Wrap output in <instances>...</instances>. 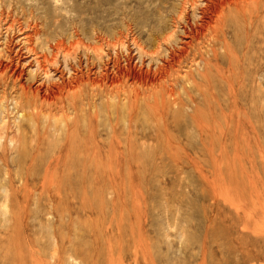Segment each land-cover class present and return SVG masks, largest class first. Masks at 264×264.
<instances>
[{
  "label": "rangeland",
  "instance_id": "rangeland-1",
  "mask_svg": "<svg viewBox=\"0 0 264 264\" xmlns=\"http://www.w3.org/2000/svg\"><path fill=\"white\" fill-rule=\"evenodd\" d=\"M259 2L263 3L256 28L248 29L249 34L240 22H235L238 28L226 29L230 47L245 59L236 70L235 78H241L236 96L227 95V84L217 77H211L214 84L205 88L198 75L207 70L205 62L216 61L226 69L231 59L220 41L198 37L183 53L188 59H180L177 76L170 79L176 80L172 88L181 107L168 109L164 120H155L143 103L128 119L123 106L115 109L109 98L100 101L96 96V102L92 100L96 108L84 106L74 113L66 105L63 117L49 116L56 126L49 125L52 120L41 112L31 122L27 112L19 116L14 109L17 88L12 79L0 77V264H264V0ZM179 3L182 0H0V62L9 64L18 53L30 55L21 34L41 26L39 38L31 40L39 56L46 53L44 45L54 38L67 43L75 30L77 35L70 39L91 46L97 41L102 51L101 58H95L78 47L70 67L79 59L83 69L87 59L100 71L115 57L123 65L127 49L137 65L130 38L151 51L155 41L172 32L180 43L181 25L188 19L192 27L199 24L200 3L192 9L187 3L180 8ZM182 8L186 14L180 21ZM117 35H124L125 48L115 45ZM163 44L157 49L160 54L154 55L159 62L166 60L172 43ZM33 64L23 71L27 73L20 82L25 85L34 86L41 79L33 80L37 75ZM204 92H213V97L207 100ZM92 113L102 149L110 124L121 142L127 124L133 127L129 148L134 155L117 158L109 170L95 173L92 167L104 166V158L84 161L86 151L79 142L70 143V135L76 141L83 138ZM72 120L78 122L76 127H65ZM198 124L208 127L207 134L201 133L205 138ZM219 129L227 139L217 138ZM121 146L123 150L125 143Z\"/></svg>",
  "mask_w": 264,
  "mask_h": 264
},
{
  "label": "bare ground",
  "instance_id": "bare-ground-1",
  "mask_svg": "<svg viewBox=\"0 0 264 264\" xmlns=\"http://www.w3.org/2000/svg\"><path fill=\"white\" fill-rule=\"evenodd\" d=\"M259 1L260 0H182V3H179L180 8L185 3L189 4L191 6L190 7L191 9H192V7L196 8V5L198 3H200L199 5L201 6V8H200V11L198 10L199 11L198 17L200 19H199V24L196 27H192L190 25V23H189L190 19H188L189 22L185 21V24L181 25L183 37H181L182 40L180 39V43L177 42V40L173 38L174 33L172 32V33L168 34L166 37H164V38L162 37L160 41H155L154 43H156V47L153 50L151 49V51H147L144 49V47L140 43H138L136 41V39L134 37H132L129 39L128 44H131V46H133V48L135 49V51L138 54V57H137V58H139V62H138L139 64H137L138 66L136 64L132 63V57L128 53L129 49H127V52L125 51L127 56L124 58V64L123 65L119 64L118 58L115 57V59L113 61H111L110 64H106L102 68L99 67L101 72L98 70V67L95 68L92 66L93 62L89 63L87 59H85L83 69L81 67V62H80L81 60H79V59L76 60L74 67H70L69 63L72 61V57L75 54H77L78 47L79 48L82 47V49H83V51H85V53L91 51L92 55H94L95 58L97 56H100L101 51H102L101 50L102 47L98 46L97 41H94L96 39L91 40V41H94V44H95V45L93 44L92 46L82 44L78 40V38L74 39V41L72 39H70V38H73L77 35L76 32H78V31H75L74 29H73L74 31H72V32L70 31L71 32V33H69L70 36L67 34L69 36L68 37L69 39H67L68 40L67 43H66V41H64L66 39L54 38L50 44L44 45L46 53H42L41 56L37 55L35 50H34V47L32 46L33 43L31 42V40L33 41V38L35 36L37 39L39 38L38 34L40 32L39 29L41 27L39 25L40 26L39 29L33 27L34 29L30 30L29 32H25V33L21 34V39L23 41L22 44L24 45L23 48L26 50L27 54H30V55L26 56L24 54L18 53V54H14V58L13 59L11 58L12 60L10 62H8L9 64H3L2 62H0V77L5 78V76H8L10 79H12L13 87L17 88V91H15L14 98L12 97L14 109L17 112V114L19 113V116H22L24 111L27 112V116L31 122L32 121L35 122L37 120V115H38L37 113L40 114V112H41L42 114L45 113V115L48 116L47 118L52 120V122L49 121V125L51 124L52 126H54V125L56 126V124H54V121H53L54 116H57L60 114L59 116L63 117L64 114H66L65 111L68 109V107L70 109H72V111L74 113L76 111H79V109H83L84 106L95 107L96 105L93 106L92 100L96 96H97V100H98V97L101 96V97H99L100 101H102L100 99L102 97H105L107 99L109 98L111 100V101H108L109 103L111 102L110 106H112L115 109H117L118 105H120L119 108L121 106H123L124 109L126 110V115L128 116V119H131L132 114L135 112V110H138L139 105L141 103H143L149 109L148 111H150V113L152 114V117L155 118V120H159V121L162 119L164 120L166 114H168L167 113L168 109L172 110L173 108H175L177 106L181 107L179 105L180 102L177 101V98L175 96V94H177V92H174V89L172 88V85L175 84L174 82L176 80L174 82H172L170 79L172 78V76L177 74L176 68L178 67V65H180L179 63L183 62V61L180 62V59L183 58V53H185V51H188V50H186V48L187 47L190 48V46H192V43H193L192 41H194L198 37L200 39L207 37V40L209 39L211 42L220 41L222 43L221 46H222L223 52H226L227 55L231 59V61H230L231 63L228 64L226 69L220 67L219 66L220 64L219 65L216 64V61H214L215 63L214 62L210 63L209 61L205 62L207 70L204 73H198V75L201 77V79L203 78V80H205V82L203 81V83H205V88L209 89L211 84L213 83L214 78L211 79V77H217L218 79L222 80L223 82H225L227 84L228 90H227L226 94L232 95L233 97L236 96V93H237L236 90L239 89V88L237 89V87H239L238 85L240 84V81H241L240 80L241 78H238V76H237V78H235L236 70H238L240 68V66L243 64V61L245 59L242 60V58H243L242 55H241L242 58L239 59L236 55V52L234 51L235 49L233 50L230 47V43L227 41V39H225L227 37L226 29H228V26H231V27L233 26V27L238 28V24H235V22H238V23L240 22L239 24L241 27L244 28V32L246 31L245 34H249L251 32V31L248 32L247 31L248 29H255L256 25L254 26V24L258 19V7H261L260 4L263 3V2L262 3L259 2ZM176 9H177V7H176ZM190 12H191V10H190ZM193 12H195V10ZM185 14H186V11L183 8L181 10H179L178 11L179 16H178L177 20L180 19V21H182L185 18ZM193 15L196 16V14H194V13H193ZM0 17H1V15H0ZM233 22H234V24H233ZM8 23H10V22H8ZM242 24H243V26H242ZM1 25H2V23H1ZM11 25H12V23H11ZM33 26H35V25L33 24ZM9 27L10 26H8L7 28H9ZM177 28H178V26H177ZM175 29H176V27H175ZM6 30H8V29H6ZM231 30H232V33L235 34V30H233V29H231ZM92 32H93V30H92ZM92 32H90V34ZM257 35H258V33H257ZM117 36H118V37H116L117 41H116V43L114 42L115 45L125 48L127 43L123 39L124 35L123 36L117 35ZM16 41H17V39H16ZM71 41H73V42L71 43ZM165 41H168V42L170 41L172 44H170V46L168 44H166V46L168 45L170 47L168 50V56H167L166 60H163V61L161 60L162 62H159L156 58H154V55L156 56L158 54V52H159V51L157 52V49H159L158 47H160L161 43H162V45H164L163 43ZM194 42H198V41H194ZM199 42H201V41H199ZM152 43H153V41H152ZM152 43H151V45H152ZM2 45H3V43H2ZM145 47H147V46L145 45ZM199 47H201V46H199ZM199 47L197 49V53L199 52L198 51ZM1 48H2V46L0 47V52H2ZM15 48H14V51L16 50ZM192 48H193V46H192ZM205 48L207 49L206 46H205ZM41 50H43V49H41ZM262 50H263V48H262ZM211 51H212L213 55L215 56L216 55L215 50L211 49ZM218 51H220V50H218ZM221 51H220V53H221ZM26 52H24V53H26ZM159 54H160V52H159ZM165 54H166V52H165ZM198 54L200 57V53H198ZM190 56H191V54H190ZM60 57H61V61L59 59ZM158 57H160V56H158ZM199 57H197V60ZM89 58L90 59L92 58L91 54H90ZM100 58H101V56H100ZM225 58H226V56H225ZM163 59H164V57H163ZM186 59H188V58H185L184 60H186ZM192 59L193 58H191L190 60L194 61V59L193 60ZM205 59L207 60V57ZM73 60H74V57H73ZM98 60L96 62L97 64H98ZM154 60H156L158 63L154 62ZM197 60H196V62H197ZM218 60H219V58H218ZM239 61H241V62H239ZM32 63H35V64H33L35 67V71L37 69V73L35 72L37 75L32 77L33 80L34 79L37 80L36 77H38V78H39V76L41 77V79L39 81H37L34 86L25 85L22 82H20L23 79L22 76L24 74L26 75V73H27V72L23 73V71L31 68ZM96 63H95V65H96ZM99 63H100V61H99ZM189 64H190V62H189ZM191 67H189V68H191ZM64 69H66V72H64ZM211 70H213L214 72L212 73ZM174 73H176V74H174ZM31 74H33L32 71H31ZM178 74H179V72H178ZM51 75L55 78H51L52 77ZM186 75H189V74L186 73ZM179 76H181V75H179ZM28 77H29V75H28ZM28 77H26V78L29 79ZM190 77H192V76H190ZM239 77H240V75H239ZM1 78H0V80H1ZM30 78H31V76H30ZM194 78H195V76H194ZM6 79H8V78H6ZM182 79H183V77H182ZM234 79L237 82L232 83V81ZM179 80H181V79H179ZM185 80H186V78H185ZM185 80L183 79V81H185ZM2 81H1V84H4ZM24 81H26V79ZM169 81H171L172 84H171V82L169 83ZM188 81H192V82L187 83V84H192V86L194 88L199 89L198 85L196 83H194L193 80H188ZM210 81H212V82H210ZM29 83H31V81H29ZM176 83H178V82H176ZM178 84H180V83H178ZM178 84H177V87H178ZM185 84L182 83L183 86ZM234 84H236V86H233ZM6 86H7V83H6ZM174 86H176V85H174ZM187 86H189V85H187ZM187 86H186V88H187ZM13 87H11V89H13ZM8 88L10 89L9 85H8ZM194 88L192 89V87H191L190 89H192L194 92V90H195ZM181 89H182V86H181ZM187 91H186V93H187ZM186 93L183 92V94H185V95H186ZM188 97L190 98V96H188ZM204 97H207V100L209 98H212L213 92H204ZM63 99H64V101H63ZM2 100H0V101H2ZM94 101H95V99H94ZM11 105H12V102H11ZM234 106H235V104L233 105V107ZM140 108H142V107H140ZM119 111H120V109H119ZM88 113H89V111H88ZM94 113H92L90 116H87L88 117V123H87L85 130H84V134L82 135L83 138H80V139H78V141H76V138L74 137V135L73 136L70 135V138H71L70 143L74 144V143L79 142L78 144H80L81 147L86 151V153L82 156L83 160L86 159L87 161L92 163L94 161V159H96V158H98V160H100V158H104V160L106 162V164L104 166L97 167V165H94L92 167V171L95 173V172H103L105 170H109L113 164L112 163L113 160H116L117 158L132 157L134 155V153L129 148V146L131 144V138L133 135V127L130 124V122L126 126L125 137L122 139V142L120 140V137L117 134V133H119L117 128L115 126L114 127L111 126V124H110L109 128H108V132L106 134V135H108V141L106 144V149H102L103 145L100 142V140H98L99 132H98V129L95 128V125H94V123L96 124V122H95L96 114H94ZM71 114H72V112H71ZM2 116H1V118H3ZM49 116H52L53 119H52V117H49ZM59 116H57V117H59ZM73 117H75V116L73 115ZM73 117H72V119H73ZM191 118L193 121L196 120L195 111H194V114H192ZM40 119L45 120V118H40ZM69 119H70V115L68 117V120ZM82 119H83V117H82ZM73 120L71 121L70 124H65V127H68V125H70V129H71V127L75 128L76 127V125H75L76 121H73ZM46 121H48V120H45V122ZM55 121L57 122V120H55ZM222 121H223V119H222ZM13 123H15V122H13ZM76 123H78V122H76ZM212 123H214V122H212ZM47 124H48V122H47ZM73 125H75V126H73ZM215 125L217 126V124H215ZM197 128H198L197 130H198L199 134L205 138V136L201 133H203V132L206 133V131H208V127H206L203 124H198ZM219 128H221V127H219ZM163 132H164V129H163ZM66 133H69V132L66 131L65 134ZM217 134H218L217 135L218 139L226 138L225 132L222 129H219ZM66 137H67V135H66ZM68 137H69V135H68ZM208 137H210V136H208ZM10 138H11V136H10ZM12 139H13V136H12ZM67 142L69 143V141H67ZM121 143H125V148L123 150L121 149L122 148ZM217 144H218V142H217ZM224 144H225V142H224ZM165 148H166V146H165ZM166 149H165V151H166ZM73 151H74V149H73ZM165 151L163 150V152H165ZM88 154H90V156ZM167 154L168 153H166L165 155H167ZM171 154H175V153H171ZM168 156H170V154ZM211 157H212V154H211ZM88 167H91V165H89ZM82 168H83L82 171H84L85 166L83 165ZM53 169H54V167H53ZM53 169H52V171H53ZM46 170H48V169H46ZM138 218H139V216H138Z\"/></svg>",
  "mask_w": 264,
  "mask_h": 264
}]
</instances>
